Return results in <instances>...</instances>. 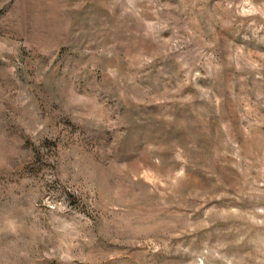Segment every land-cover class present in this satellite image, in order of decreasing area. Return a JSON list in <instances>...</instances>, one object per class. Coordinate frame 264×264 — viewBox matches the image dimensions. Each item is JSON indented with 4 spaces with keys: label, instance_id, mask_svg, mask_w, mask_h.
Masks as SVG:
<instances>
[{
    "label": "rangeland",
    "instance_id": "1",
    "mask_svg": "<svg viewBox=\"0 0 264 264\" xmlns=\"http://www.w3.org/2000/svg\"><path fill=\"white\" fill-rule=\"evenodd\" d=\"M0 264H264V0H0Z\"/></svg>",
    "mask_w": 264,
    "mask_h": 264
}]
</instances>
